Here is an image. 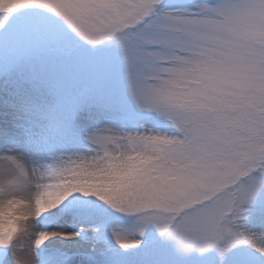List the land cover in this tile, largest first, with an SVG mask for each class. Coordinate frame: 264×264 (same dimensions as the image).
I'll return each mask as SVG.
<instances>
[{
    "label": "snow or ice",
    "instance_id": "6c2138e0",
    "mask_svg": "<svg viewBox=\"0 0 264 264\" xmlns=\"http://www.w3.org/2000/svg\"><path fill=\"white\" fill-rule=\"evenodd\" d=\"M0 264H264V0H0Z\"/></svg>",
    "mask_w": 264,
    "mask_h": 264
}]
</instances>
